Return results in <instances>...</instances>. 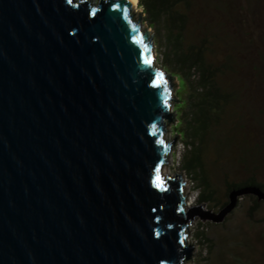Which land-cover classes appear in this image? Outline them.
I'll use <instances>...</instances> for the list:
<instances>
[{"label":"water","instance_id":"95a60500","mask_svg":"<svg viewBox=\"0 0 264 264\" xmlns=\"http://www.w3.org/2000/svg\"><path fill=\"white\" fill-rule=\"evenodd\" d=\"M131 9L0 0V264H182L196 214L264 200L250 185L186 212L182 174H164L174 84Z\"/></svg>","mask_w":264,"mask_h":264},{"label":"trees","instance_id":"16d2710c","mask_svg":"<svg viewBox=\"0 0 264 264\" xmlns=\"http://www.w3.org/2000/svg\"><path fill=\"white\" fill-rule=\"evenodd\" d=\"M139 4L145 12L144 20L155 30L154 40L162 48V65L180 79L179 91L183 95H180L178 104L177 128L185 146L182 167L200 190L199 203L223 208L230 202L233 189L250 185L264 189V181L259 177L262 173L260 168L264 166V152L258 143L248 144L249 129L240 154L233 156L238 127L243 133V123L233 119L239 116L242 95L248 92L249 86L240 87L237 79L241 67L237 57L238 48L244 49V44L239 42L242 31H235V35L226 25V19L217 18L221 22L216 19L215 9L220 12L227 10L225 2L221 1L218 5L212 0H139ZM256 9L262 13L264 5L250 4L252 14L256 13ZM222 49L225 56L218 58ZM253 58L250 63L256 66L254 70L259 72L261 64L264 70V53L259 54L261 62L258 67ZM254 120L264 123V115L258 114ZM231 123L238 127L231 129ZM213 152L218 156L213 164L221 168L224 176L228 177L231 169L242 166L248 173L242 179L236 178V181L228 183V199L219 205L211 204L215 202L214 182L209 168ZM244 198L252 200L248 214L255 219L264 200L255 194H243L239 196L238 204ZM232 214L233 211L230 216ZM206 225L210 223L200 222L196 236L212 250L215 242L206 231ZM236 260L239 261V258ZM201 264L211 263L205 257Z\"/></svg>","mask_w":264,"mask_h":264},{"label":"rangeland","instance_id":"374dc122","mask_svg":"<svg viewBox=\"0 0 264 264\" xmlns=\"http://www.w3.org/2000/svg\"><path fill=\"white\" fill-rule=\"evenodd\" d=\"M84 1V0H83ZM90 1V0H88ZM201 1V0H200ZM206 2V0H202ZM219 5V2H225L227 10L222 12L215 9L217 18L221 20L226 19V25L231 27V31L237 35V32L241 30V36L239 42L244 44L243 48H238L237 53L238 62L240 63V69L238 73V80L240 81V87L248 88V92H244L241 100V108L239 116L233 120L236 122L243 123V133H241L239 127L234 124H230V128L234 129L238 127L237 139L235 141L233 156L240 154V147L244 140L247 139L248 129L250 131V137L248 138V144L258 143L261 145V150L264 152V123H257L254 119L255 116L260 114L264 115V70L263 65L260 64L261 59L259 58L260 53H264V9L260 13L256 9V13L252 14L250 11V4L261 3L264 5V0H212ZM92 3H99L100 0H91ZM250 3V4H249ZM133 9V7H132ZM133 13L139 19L141 13V25L142 29H146L150 34V39H153L154 44V56H155V66L162 70L168 79L174 84L171 96L176 99L172 100L171 103V113L174 114V122H170L166 125V138L169 141H173L176 137V142H172L171 150L169 151L167 160L164 168L165 177L170 176L171 178L176 177L177 174L181 173L183 176L184 184V197L186 198L185 210L187 212V207L189 209L202 205L203 209L208 211L209 209L214 211L221 210V207L209 206V203H199L200 190L196 187V184L182 167V157L185 151V146L183 145V139L181 134L178 132V119L179 111L178 104L180 103V79L177 75L172 74L161 62L162 48L154 40L155 30L149 27L147 22L144 20L145 12L139 4V0L136 7L133 9ZM237 21H235V19ZM217 19V22H221ZM228 19V20H227ZM253 48V50H251ZM237 49V51H238ZM229 53V52H228ZM250 54L253 57L250 56ZM225 52L222 49L218 58H223ZM258 57V58H257ZM256 63L259 66L260 71L254 70L253 64L250 61ZM235 74H232L234 76ZM257 75V77H256ZM236 76V75H235ZM251 91V92H250ZM183 95V94H182ZM243 134V136H242ZM251 142V143H250ZM215 146V145H214ZM214 150V149H213ZM209 168L214 182L215 202L211 203L213 205L222 204L227 198L228 183L236 181V178L242 179L246 174L245 168L239 167V169H231L229 176L223 175L221 168L216 167L217 164H213L218 159V156L213 152L210 156ZM228 159V158H227ZM229 162H232V157L229 158ZM262 171L259 176L260 179L264 181V166L260 168ZM240 203L233 209V214L230 213L226 216L223 222L217 223L209 219L203 220L199 214H196L194 219L191 220V224L188 225L189 230L186 229V239L184 244L190 246V243H194V248L192 250V255L190 259H185L182 264H201L204 263V258L207 257L211 264H264V204L261 205L260 211L255 215V219L249 217L248 211L251 207L252 200L249 198H244L239 201ZM200 222L210 223L206 225V231L209 236L214 240L215 244L213 249L200 242L196 236ZM215 224V225H213ZM238 244V245H236ZM239 258V261L236 260Z\"/></svg>","mask_w":264,"mask_h":264},{"label":"bare ground","instance_id":"6f19581e","mask_svg":"<svg viewBox=\"0 0 264 264\" xmlns=\"http://www.w3.org/2000/svg\"><path fill=\"white\" fill-rule=\"evenodd\" d=\"M86 1V0H85ZM130 2H131V4H132V7H133V9L136 7V4H137V2H138V0H129ZM133 9H131V11H132V13L134 12L133 11ZM133 17H134V19H135V21H139V19L135 16V14L133 13ZM140 24H141V22H140ZM143 31H145V32H147L148 34H149V32L146 30V29H143ZM148 40L149 41H153V39H150V34H149V38H148ZM153 52H154V44H153Z\"/></svg>","mask_w":264,"mask_h":264},{"label":"clouds","instance_id":"9594fccd","mask_svg":"<svg viewBox=\"0 0 264 264\" xmlns=\"http://www.w3.org/2000/svg\"><path fill=\"white\" fill-rule=\"evenodd\" d=\"M186 231V230H185Z\"/></svg>","mask_w":264,"mask_h":264}]
</instances>
